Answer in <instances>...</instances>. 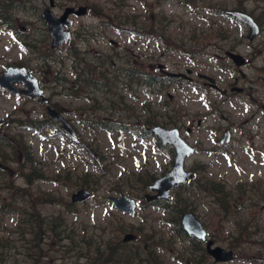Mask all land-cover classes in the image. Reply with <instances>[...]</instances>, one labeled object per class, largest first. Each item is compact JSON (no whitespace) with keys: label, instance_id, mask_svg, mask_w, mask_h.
<instances>
[{"label":"rangeland","instance_id":"374dc122","mask_svg":"<svg viewBox=\"0 0 264 264\" xmlns=\"http://www.w3.org/2000/svg\"><path fill=\"white\" fill-rule=\"evenodd\" d=\"M0 1H3L0 4V19L5 5L11 4L6 12L8 16L5 15L9 25L5 23L0 27V72L9 64L21 63L18 65L29 68L42 87L47 88L46 95L54 94L52 100L63 111L70 109L67 116L72 119L78 131L77 140L70 141L52 126L39 130H20L16 129L15 124L0 127V133L8 134L13 139H21L27 145H21L19 158L18 148L14 153L7 149L10 153L7 164L12 170L0 176V209L3 202L14 204L17 209L23 207L22 200L10 202V193L1 180L11 178L15 185H24L23 177L18 176V173L25 170V164H30L31 159L35 171L46 176L33 182L32 191L40 196L50 192L57 197V202H53L51 198L50 202L38 204L37 208L42 214L55 219L58 225L68 226L63 228L64 231L73 229L76 235H83L94 242L109 240L110 233L115 237L113 240H121L125 232H131L137 240H141L132 242L134 245H156V251L165 264H198L199 255L190 251V239L183 232H178L179 226L175 221L177 212L161 208L163 203L169 208L175 203V198H178L184 203L185 210L193 211L202 221L216 244L227 247L234 243L235 246L231 247L237 258L217 264H264V0H196V9L176 1L161 0L160 10L167 15H159L162 19L160 27L174 43L164 45L159 38L155 47L153 41H146L152 38L148 36L145 41L151 47L144 50L132 45V40L137 38L128 32V26L125 32L119 28H106L104 33L107 36L120 41L117 46H112L103 40L102 28L96 25L99 17L94 15V19L92 16L80 18L77 24L94 25L95 39L85 44L75 35L68 47L74 44L82 50L90 46L91 50L84 54V58L91 65L94 63L96 70L106 71L108 67V64L92 60L94 54L101 53L113 56L111 61L115 58L119 63L126 60L137 62V55L142 54L144 58H148L147 61L155 58L156 62L153 64L163 63L169 70L184 72L186 68H190L193 71L192 85L166 80L160 92L150 94L148 89L137 87L135 91L125 93V88H122L114 91L117 95L113 96H103L102 92L89 93L85 84L79 94L70 95L71 91L66 94V91L60 90L63 86L72 87L69 83L57 85L56 91L50 92L47 86L53 77L51 68L56 66L68 79H72L73 70L71 62L65 59L63 64L51 63L48 75L43 60L38 57V51L43 53L46 49L39 15L48 0ZM76 1L86 2L94 7L96 13L109 17L114 14L124 16L126 13V8H118L117 3L113 4L116 0H56L57 7L54 11L60 13L64 5H71ZM131 2L135 5L137 0ZM240 5L253 17H259L260 32L252 40L246 38L248 30L245 25L220 14L222 8ZM23 42L34 43L37 50ZM175 43H183L184 47L178 50ZM127 44L129 50L125 48ZM233 44L235 51L246 57L247 62L243 66L227 63L220 57L223 50ZM60 49L50 54L62 59L67 53L66 48ZM196 72L213 77L215 84L219 88H225L229 95L223 97L222 92L208 85L203 86L195 76ZM236 87L242 88L239 94L233 92ZM95 93L97 96H94ZM120 93L124 97L123 103L118 98ZM166 93H170L172 98L168 99ZM137 96L143 102L153 100L152 111L157 116L150 113V117L154 116L161 125L178 127L181 136L195 147V152L186 159V165L197 168L195 178H200V186L195 179L172 189L167 203L161 201L150 206L144 200V194L149 192L145 188L146 174L157 177L165 173L170 168L173 149L168 145L159 146L157 139L141 126L147 113L143 114L140 110L144 107L141 100L132 98ZM114 100L117 102L112 108L111 102ZM129 105L135 108L133 115L138 116L126 120L123 125L133 122L136 127L132 130L107 132L98 129L96 125L88 127L83 123L86 119L85 109L99 122L101 119L120 121ZM78 106L81 108L77 112ZM0 113L7 121L27 115L32 119L27 124L35 126L43 121L44 107L39 100H30L0 87ZM250 115L253 116L252 119ZM258 116L263 120L261 127L256 120ZM198 119H201V124L196 127L195 121ZM244 119L248 120L244 122ZM228 124L233 125L234 142L228 148L221 149L216 142L219 136L217 132L220 126ZM187 126L191 127L189 133L185 131ZM0 145V153L7 152L6 146ZM26 159L29 160L28 163ZM83 175L90 180L87 186L95 190L90 199L70 206V195L77 188L78 177ZM221 178L232 197H237L238 194L235 182L243 188L241 202L244 203L241 208L232 206L226 212L219 206L217 196H212V184L222 182ZM5 181L10 184L9 179ZM119 192L137 200L135 214L124 215L106 200L107 195ZM25 193L27 192H22ZM232 197L229 196V200ZM71 209L73 212H69ZM239 216L247 221L252 220L250 226L240 230V222L236 221ZM17 217L18 212H0V229L4 226L6 232L13 231V228L17 231ZM146 235L149 237L144 240ZM26 237L29 239V235ZM10 238L17 241L16 245L21 242L16 235H11ZM78 239L75 236V240ZM50 243L49 237H39L38 242H34L43 247V252L46 253L41 259L43 264H79L74 252H65L63 247ZM20 251L24 252V249L20 248ZM3 255L5 261L1 264L33 263L31 259L15 255L12 251L3 252ZM191 259L193 263L190 262ZM209 263L211 259L204 262Z\"/></svg>","mask_w":264,"mask_h":264},{"label":"trees","instance_id":"16d2710c","mask_svg":"<svg viewBox=\"0 0 264 264\" xmlns=\"http://www.w3.org/2000/svg\"><path fill=\"white\" fill-rule=\"evenodd\" d=\"M25 180L27 183L32 182L31 172L25 173ZM216 186V185H215ZM32 187H30L31 189ZM32 190V189H31ZM33 192V191H32ZM30 192V206H31V217L27 220L30 223L31 232V253L30 257L33 264H38L39 258L42 254V250H38L34 247V242H38L40 235L48 234L50 240H60L65 243L60 244L61 247L66 248L65 250L72 251L76 250L78 253L85 252L87 264H141L143 261L141 248H134L133 246L123 243L120 240H109L94 242L90 238H86L83 235L74 241V234L66 233L65 237L70 240V244L64 236L61 237V231H59V223L55 219L42 214L38 208V204H45L50 202L52 195L50 193H43L40 196L38 193ZM65 224H62V226ZM29 232V234H30ZM66 240V241H65ZM60 243V242H58ZM81 243V244H80ZM79 250V251H78ZM202 258L198 260V264L202 262ZM155 262L158 263V260Z\"/></svg>","mask_w":264,"mask_h":264},{"label":"water","instance_id":"95a60500","mask_svg":"<svg viewBox=\"0 0 264 264\" xmlns=\"http://www.w3.org/2000/svg\"><path fill=\"white\" fill-rule=\"evenodd\" d=\"M49 13H50L49 11L46 12V15H50ZM231 13L238 16L239 18L243 19L244 21L245 20L248 21V19L241 12L233 11ZM51 28H52L51 34L54 38H56L55 41H53V44L55 42H57V43L60 42V35H57L56 33H54L56 31L55 27L53 26ZM249 36H251V35H249ZM18 80H22L23 82H25L28 85V90L26 91L27 93H30L31 95L39 93V91L36 88V82L33 79L29 78V75L23 69H17V68L11 69V68H9L8 71L4 75H0V85L6 86L7 88H10L12 90H15L11 86L12 81H18ZM47 111L53 117L58 116V114L51 109H48ZM64 127L70 133H72L71 129L66 124H64ZM152 130L155 133H157L159 136H161L164 141L171 142L176 147V151L178 152L177 160L174 164L175 168H174L173 172L171 173L170 177L169 178L164 177L162 179L156 180L152 185H150L151 189H157L159 191L158 194L155 195L156 197L167 199L169 186L174 185L177 182L184 181L187 177L190 176L188 173H182L181 167H180L182 156L187 152V148L176 138L175 133L172 134V131H170V130L167 131V130H164V129L159 128V127L154 128ZM88 195H89V193L86 190L81 189L78 192L73 193L72 200H74V201L83 200ZM109 199L113 202L115 207L119 208L120 210H122L124 212L132 213L134 210L133 209L134 208V201L127 198L124 195H121L119 197H109ZM181 223H182L184 229L189 234H192L193 236L200 238V239L205 238L204 229L201 227V224L196 220V218L194 217V215L192 213H184L182 215ZM129 237H130V235H127L125 237V239H127ZM210 244H211V242L209 241L207 243V251L211 255H213L216 260H228V259L232 258L233 254L230 250H225V249L220 248V247L210 248Z\"/></svg>","mask_w":264,"mask_h":264}]
</instances>
